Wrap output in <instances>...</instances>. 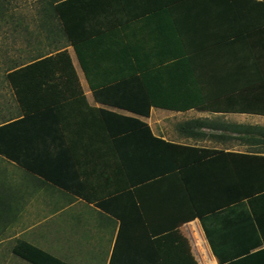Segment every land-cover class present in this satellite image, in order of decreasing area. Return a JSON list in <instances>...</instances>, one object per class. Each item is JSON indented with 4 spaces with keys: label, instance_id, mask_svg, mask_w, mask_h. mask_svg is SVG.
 Here are the masks:
<instances>
[{
    "label": "crops",
    "instance_id": "1",
    "mask_svg": "<svg viewBox=\"0 0 264 264\" xmlns=\"http://www.w3.org/2000/svg\"><path fill=\"white\" fill-rule=\"evenodd\" d=\"M76 1L82 24L70 40L58 20L68 44L46 54L67 50L76 75L29 102L26 168L0 154V264H34L14 253L19 240L69 264H264V129L247 128H264V6ZM132 64L177 79L173 103L185 95L205 107L154 105L146 116L96 97ZM127 116L176 144V159L160 162L149 138L140 164L145 143ZM188 121L198 123L181 131Z\"/></svg>",
    "mask_w": 264,
    "mask_h": 264
},
{
    "label": "trees",
    "instance_id": "2",
    "mask_svg": "<svg viewBox=\"0 0 264 264\" xmlns=\"http://www.w3.org/2000/svg\"><path fill=\"white\" fill-rule=\"evenodd\" d=\"M5 1L6 0L0 1V17H3L8 10L5 6ZM241 1H252L259 3L260 6H264V0H240V2ZM45 2L46 10L50 9L51 16L55 17L61 24H63L64 32L71 40V37H73L72 29L79 27V25L82 24L81 18H85L82 17L85 16V11L82 10L83 6H79L78 1L76 0H45ZM262 10H264V8ZM93 60L95 61V64H99L101 61V59L96 58ZM104 63L108 65H118V60L116 58L115 62ZM84 66L86 67L85 63ZM72 67L73 64L70 54L67 50H62L55 54L33 59L28 64H15L8 70L6 77L14 91L21 114L15 118L0 123V154L26 168V111L29 110V102L32 99L37 98V93L39 91H53L54 89L52 88L48 89L47 87H44L47 86L49 82L56 81L57 79L59 80L60 78L62 79L63 77L70 78L71 75H76L74 72L71 74L66 71L67 68ZM150 67L151 66H148L149 69ZM140 70L141 68H137L132 64L128 66L127 71L110 72L105 80H103L109 83L103 88L104 91H108V95L102 97L101 93L96 91V97L109 101L112 105L146 116L150 115L151 107L154 105L176 110H187L192 107H205L198 102H188V98H186L185 95H183L184 98L179 99L180 103H173L177 100L175 98L177 97L176 94L184 91L182 88L178 89L177 84L179 81L173 78L176 85L174 86L172 82L167 80L168 78L163 72L157 74L156 71L152 72L151 70H148L143 74L142 70ZM137 72L139 74H136ZM57 73H59L60 76H57ZM193 73L194 72H192L191 75H193ZM88 76L91 79H95L89 71ZM174 76L181 80L182 74L178 73ZM194 76L197 80V74L195 75L194 73ZM171 83L175 89V97H172V95L169 94L171 89L167 88V85H170ZM101 91L103 90L101 89ZM127 119L139 124V136L145 143L144 148L146 151H143L142 153L140 164L145 166L150 162L151 153L149 152V149L151 145L148 140L149 138L157 144V154L160 162L165 160L167 153L169 155L171 154L173 158L176 159L174 151H171V146H175L176 144H173L162 137L153 135L150 126L145 122L134 117L127 116ZM197 123L198 121H188L186 124H180L179 128L181 131H186L189 124L195 126ZM126 127H129L132 130L134 125L133 123H127ZM247 128L254 130L264 129L262 126L252 127L249 125ZM190 134L197 133L190 131ZM133 137L134 135H132V138ZM154 146H152V148H154ZM166 148L169 151H167ZM127 154V160L133 162L134 157L131 155L129 149L127 150ZM177 165L178 163L176 161L175 169H177ZM169 169H171V167ZM166 171V166L162 167V169H158V172L160 173H166ZM176 174H174V176H177ZM200 209L201 208L194 207L193 215H198L201 212ZM13 251L16 255L34 264H69L24 240H19L13 248Z\"/></svg>",
    "mask_w": 264,
    "mask_h": 264
},
{
    "label": "rangeland",
    "instance_id": "3",
    "mask_svg": "<svg viewBox=\"0 0 264 264\" xmlns=\"http://www.w3.org/2000/svg\"><path fill=\"white\" fill-rule=\"evenodd\" d=\"M5 6L8 10L0 17V123L21 113L6 77L8 70L68 44L58 20L46 10L45 0H6ZM5 236L0 233V239ZM12 244L13 240L3 242L4 247ZM3 259L8 260L5 255Z\"/></svg>",
    "mask_w": 264,
    "mask_h": 264
}]
</instances>
